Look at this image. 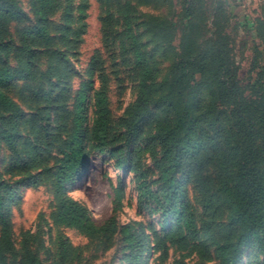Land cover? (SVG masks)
<instances>
[{"label": "trees", "instance_id": "16d2710c", "mask_svg": "<svg viewBox=\"0 0 264 264\" xmlns=\"http://www.w3.org/2000/svg\"><path fill=\"white\" fill-rule=\"evenodd\" d=\"M133 1L100 0L105 53L115 67H127L137 84L135 101L120 123L123 133L114 131L107 89L89 92L95 78H106V61L100 51L91 59L87 79L76 91L72 111L67 105L73 88L71 67L58 59L46 73L47 81L57 77L53 86H58L61 76L66 81L59 91L49 87L44 92L37 116L47 128L56 123L63 130L72 126L66 141L57 147L52 175L57 221L93 236L121 232L129 245H134L132 225L119 226L110 219L96 227L68 190L89 160L81 130L93 107L90 134L94 150L109 153L119 168L137 172L140 199L154 204L163 224H169L163 230V241L190 238L200 257H213L218 264H238L246 247L254 244L263 257L256 264H264V72L252 81L241 80L238 66L229 60L225 27L207 40L208 32L197 28L201 23L191 13L195 7L191 0L176 60L169 76L159 83L156 63L134 24ZM89 8L90 0H31L30 13L12 1L0 5V151L3 144L16 149L27 123L25 111L9 94V87L14 82L36 80L44 52L59 56L57 46H65L67 40H74L77 47L88 32ZM57 11L62 12L60 37L52 29ZM12 22L27 23L19 33L15 66L3 58L10 56L6 41ZM200 84L207 87L209 100L199 97ZM147 132L154 142L151 156L157 179H151V170L143 167L140 152L132 145ZM42 164V155H36L31 163L32 167ZM5 188L0 178V264H42L35 256L20 260L14 254L12 205L19 199L11 190L4 192ZM121 202L117 189L115 210Z\"/></svg>", "mask_w": 264, "mask_h": 264}, {"label": "rangeland", "instance_id": "374dc122", "mask_svg": "<svg viewBox=\"0 0 264 264\" xmlns=\"http://www.w3.org/2000/svg\"><path fill=\"white\" fill-rule=\"evenodd\" d=\"M9 1L23 12H31V0H0V5ZM190 1H133L134 24L156 63L159 83L169 76L176 60L180 49V33L186 22ZM194 4L191 13L201 23L197 28L208 32L205 37L207 40L216 30L225 27L229 60L238 66L241 80L252 81L264 72V0H195ZM102 10L100 0H90L88 32L81 43L76 47L74 40H67L65 46H57L58 52H61L59 56L44 52L40 57L37 79L29 83L14 82L8 89L9 94L25 111L27 120L17 140L16 149L3 144L0 151V178L6 184L4 192L11 190L19 199L12 205L14 254L20 260L35 256L42 264H218L213 257H200L190 238L184 241L176 238L162 240L163 230L169 224H163L161 212L154 204H147L140 199L135 179L137 172L129 167L119 168L116 159L109 153L94 150L90 134L95 118L93 107H90L89 120L81 130L89 149V160L82 175L70 184L68 190L73 199L88 211L96 227L104 226L110 219H114L119 226L132 225L134 245H129L125 234L121 232L93 236L57 221L52 175L57 161V147L66 141L72 126L63 130L62 127L57 128L56 123L47 128L40 116H37V107H43L39 99L44 92L49 87L59 91L66 81L65 76H61L56 83L58 86H53L57 77L54 76L50 81L45 78L49 67H55L58 59L71 67L73 88L67 105L68 110L72 111L76 91L87 79L85 73L91 59L100 51L106 61V78H95V85L89 92L93 94L95 89L101 87L107 89L111 117L115 120L114 131L117 134L125 131L120 123L127 117V109L136 98L137 84L132 72L123 65L115 67L105 53L100 21ZM216 16L217 22L214 21ZM52 22L54 35L60 37L61 11L53 15ZM26 24H9L6 42L10 43V56L6 58L3 55V58L11 66L17 65L19 33ZM170 39L172 42H169ZM197 93L199 97L209 100L206 86L200 84ZM222 121L221 124L228 127V123ZM149 135V132L145 133L132 145L140 152L143 167L151 170V179H157L158 173L153 169L151 156L154 142ZM36 155L43 156V164L32 167ZM117 189L120 190L122 202L121 207L115 210ZM262 260L257 246L251 244L242 253L238 264H256Z\"/></svg>", "mask_w": 264, "mask_h": 264}]
</instances>
